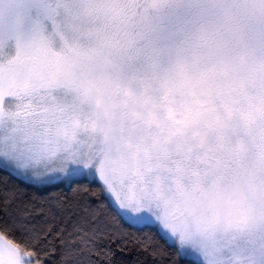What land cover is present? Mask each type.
Instances as JSON below:
<instances>
[{
    "label": "clouds",
    "instance_id": "1",
    "mask_svg": "<svg viewBox=\"0 0 264 264\" xmlns=\"http://www.w3.org/2000/svg\"><path fill=\"white\" fill-rule=\"evenodd\" d=\"M65 94L206 264H264V0H0V98Z\"/></svg>",
    "mask_w": 264,
    "mask_h": 264
},
{
    "label": "snow or ice",
    "instance_id": "2",
    "mask_svg": "<svg viewBox=\"0 0 264 264\" xmlns=\"http://www.w3.org/2000/svg\"><path fill=\"white\" fill-rule=\"evenodd\" d=\"M35 103L53 107L61 123L29 126L11 97L0 98V264H146L123 258L134 249L153 264L189 258L206 264L199 245L194 248L153 199L151 178L103 149L89 150L95 145L78 131L74 99L54 95ZM152 225L171 253L151 234L143 239L130 230ZM210 243L221 252L232 246L227 238Z\"/></svg>",
    "mask_w": 264,
    "mask_h": 264
},
{
    "label": "trees",
    "instance_id": "3",
    "mask_svg": "<svg viewBox=\"0 0 264 264\" xmlns=\"http://www.w3.org/2000/svg\"><path fill=\"white\" fill-rule=\"evenodd\" d=\"M12 179L15 181V183L19 184L20 186H22V187L25 186L23 180L18 179L16 177H12ZM27 187L30 191L34 190L33 186L29 185ZM124 226L126 228L129 227V225H127V224H125ZM130 230L132 232L137 233V235L141 236V238H143V239H148L149 238L148 234H151V239L153 240L154 243H158L159 245L165 246L168 249L169 253H171L173 251L171 246L166 245L165 240L161 237L156 226H153V225L152 226H135V227H132ZM137 257H139L142 260H146V264H153L151 258L147 257L146 253L139 252L135 249L132 250L130 253H125L123 256V258L125 260H128V261L136 260ZM181 264H193V262H192V259L189 258V259H186L184 261H181Z\"/></svg>",
    "mask_w": 264,
    "mask_h": 264
},
{
    "label": "rangeland",
    "instance_id": "4",
    "mask_svg": "<svg viewBox=\"0 0 264 264\" xmlns=\"http://www.w3.org/2000/svg\"><path fill=\"white\" fill-rule=\"evenodd\" d=\"M153 226H155V225H153Z\"/></svg>",
    "mask_w": 264,
    "mask_h": 264
}]
</instances>
